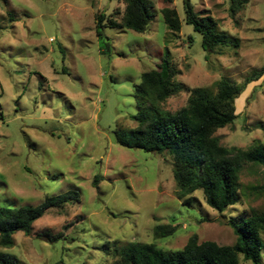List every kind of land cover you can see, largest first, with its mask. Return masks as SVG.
<instances>
[{"label": "rangeland", "instance_id": "374dc122", "mask_svg": "<svg viewBox=\"0 0 264 264\" xmlns=\"http://www.w3.org/2000/svg\"><path fill=\"white\" fill-rule=\"evenodd\" d=\"M152 1L147 33L106 26L99 35L96 15L119 21L122 1L0 0V207L36 206L70 190L80 198L49 210L32 234L17 232L13 247H0L24 264H114L106 244L154 242L169 252L193 234L199 242L233 245L230 222L264 212L261 166L244 164L239 200L221 213L201 190L192 205L188 196L179 198L168 154L117 142V134L136 126L134 91L142 72L156 68L166 51L186 87L161 104L171 112L187 104L188 88L215 91L222 78L242 84L264 70V0H241L235 12L231 0H191L201 20L232 39L211 52L186 22L184 0ZM168 3L182 20L179 33L164 21ZM236 108L235 123L216 133L221 143L264 144V74L248 84ZM158 225L176 232L158 237ZM62 231L65 239L54 243L43 236Z\"/></svg>", "mask_w": 264, "mask_h": 264}, {"label": "trees", "instance_id": "16d2710c", "mask_svg": "<svg viewBox=\"0 0 264 264\" xmlns=\"http://www.w3.org/2000/svg\"><path fill=\"white\" fill-rule=\"evenodd\" d=\"M120 1L125 9L119 21L114 17L107 19L103 12L96 15L98 34L101 35L106 26L147 33L155 18L153 1ZM231 3L234 12L241 7V0H231ZM184 7L185 20L202 35L204 50L211 52L216 47L232 43L230 36L215 30L210 20L200 19L191 0H184ZM161 12L167 27L179 33L182 20L177 8L168 3L162 6ZM178 74L169 51L165 52L156 68L142 72L134 91L137 113L132 118L136 126L127 135L117 134V142L127 148L168 154L173 162L179 198L188 196L185 203L192 205L196 200L193 194L201 190L206 204L222 213L239 200L243 189L240 174L244 164L264 168V144L256 141L247 148H228L216 133L235 123L239 117L236 108L238 98L248 84L262 77L264 70L253 71L242 84L222 78L215 91L200 86L188 88L187 104L171 112L163 109L161 104L186 89L178 81ZM79 200V193L70 190L47 196L36 206L0 207V247H13L14 235L19 231L32 234L34 222L49 210L63 208L69 201ZM230 226L236 236L233 245L199 242L198 235L193 234L183 248L169 252L154 242H115L112 248L106 244L105 251L116 257L114 264H262L264 212L254 211L242 222L231 221ZM176 228L174 225H158L155 233L158 237H165L174 234ZM43 236L51 243L66 237L64 231L55 235L45 232ZM0 264L24 263L15 254L0 249Z\"/></svg>", "mask_w": 264, "mask_h": 264}]
</instances>
